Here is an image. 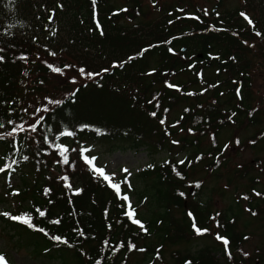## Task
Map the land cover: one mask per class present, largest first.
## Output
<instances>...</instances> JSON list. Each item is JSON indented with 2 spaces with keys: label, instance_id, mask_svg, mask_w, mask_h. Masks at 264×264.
Listing matches in <instances>:
<instances>
[{
  "label": "trees",
  "instance_id": "trees-1",
  "mask_svg": "<svg viewBox=\"0 0 264 264\" xmlns=\"http://www.w3.org/2000/svg\"><path fill=\"white\" fill-rule=\"evenodd\" d=\"M191 1L0 0V189L16 202L0 227L17 248L47 264H144L153 253L169 264L164 246L208 235L211 249L174 250L173 264H225L223 249H241L248 235L237 231L239 199L213 212L200 173L218 178L226 167L220 132L264 118L251 94L264 59V0L221 11L223 0L211 11ZM32 105L36 118L26 114ZM237 145L259 149L264 128ZM143 148L169 158L117 180L119 192L94 175V150ZM261 164L256 157L233 178ZM245 196L256 218V198ZM133 199L144 214L132 212ZM22 216L33 226L11 219ZM139 246L145 254L136 258Z\"/></svg>",
  "mask_w": 264,
  "mask_h": 264
},
{
  "label": "rangeland",
  "instance_id": "rangeland-1",
  "mask_svg": "<svg viewBox=\"0 0 264 264\" xmlns=\"http://www.w3.org/2000/svg\"><path fill=\"white\" fill-rule=\"evenodd\" d=\"M156 0H145V4L150 7V2ZM159 4L166 2H175L176 0H158ZM191 2L198 5L200 8L211 11L214 5V0H192ZM191 4V3H190ZM240 0H223L220 11L224 8L232 9L239 8ZM234 12V11H233ZM232 11L230 14H234ZM264 45V43H263ZM258 63L261 65H256L252 70V74L255 76L254 83L252 85V98L257 99L264 108V59L259 58ZM47 104H49L50 97H45ZM254 100L252 105H254ZM27 115L32 116L33 118L38 117L37 109L34 105L31 106ZM177 117V115L175 116ZM264 128V118L262 122L258 125H251L244 130L234 132L233 127H227L218 135L219 146L223 143H226L225 147L228 153V157L225 162L226 167L222 169L221 173L217 177H206L204 173H200V176L205 178V184L208 186L205 191L206 196H210L211 206L213 212L215 211H228L229 204H238L237 199L240 203L238 204L241 210V214L238 216V225L237 231L248 235V239L240 247L239 251L236 253H231V259H226L225 264H264V194L257 197L254 200L253 204H256L260 209L261 213L253 218L250 216L246 209L248 204L245 194H253V192L264 193V164L251 166L248 172V175L245 177H236L233 178V172H236L239 166H247L253 163L254 158L258 157L264 160V145L257 150H251L249 147H246L244 150L240 149L237 145V140L240 138L244 141L247 137L251 136L254 130H261ZM180 133V131L178 132ZM239 135V136H238ZM181 137V133L178 134L175 138L178 139ZM212 143V139L207 136L204 141V147ZM179 149L176 148L175 151ZM98 155L100 166L98 169H102L105 175L111 177V183H114L116 179L121 177H131L137 174L138 172L144 170L147 166L151 164H159L164 162L169 153L166 150L159 149L154 153H148L145 149H140L137 152L128 151L125 153H115L111 156L103 155L98 153L99 151L94 150ZM224 152V153H225ZM184 155L182 152L175 154L177 159H183ZM262 167V169H261ZM125 169L127 171H125ZM103 181H106L103 176L95 172ZM228 185V186H227ZM212 190L213 192L211 193ZM243 195L244 198L239 196ZM6 195L2 193L0 189V219L3 211L9 207L16 206L10 198H5ZM255 198V197H254ZM135 211L144 214L145 205L139 203L137 200H132ZM178 216V215H176ZM2 227H0L1 231ZM11 233L8 231V235ZM213 237H203L198 240H189L186 244H181L177 246H164L162 255L169 264H173L174 261L170 257V254L174 250H179L182 253H193L201 248L211 249V246L214 244ZM21 246V245H19ZM25 246V245H23ZM158 248V247H156ZM0 253L5 257L7 264H47V259L43 256L38 258H33L29 255L24 247L17 248L16 245L8 239L6 233L0 232ZM215 254V252H214ZM217 258L220 259V254H215ZM136 258H141L143 255L140 252L138 255H135ZM147 256L148 264L151 261V255ZM151 256V258H149ZM241 260V261H240ZM259 260V262H254ZM152 263L150 264H159V262L153 257Z\"/></svg>",
  "mask_w": 264,
  "mask_h": 264
},
{
  "label": "snow or ice",
  "instance_id": "snow-or-ice-1",
  "mask_svg": "<svg viewBox=\"0 0 264 264\" xmlns=\"http://www.w3.org/2000/svg\"><path fill=\"white\" fill-rule=\"evenodd\" d=\"M241 15L243 16L244 14L241 13ZM245 18L248 19L246 16H245ZM248 22H249L250 24L252 23V21H251L250 19L248 20ZM257 35H259V33H257ZM54 70H55V71H59V69H54ZM89 75H91V74H89ZM56 103H58V102H56ZM0 127H2V125H0ZM68 134L71 135V133H68ZM9 135H11V133H10ZM65 151H66V150H65ZM85 160H86L87 163L92 164V160H89L88 158H85ZM64 163H68V158H67V156H64ZM0 170H3V169H0ZM93 171H95V172H97L98 174H100L101 176H103V178H104L106 181H109V183L111 184V177H109L108 175H105L102 169H98V168L93 167ZM125 171H127V170L125 169ZM65 179H66V178H65ZM111 186H112L113 188H115V189L117 190V192H119V185H118V184H111ZM123 199L126 200L127 197L125 196V197H123ZM39 214H40L41 216L44 215V213H43L42 211H41ZM4 215H7V214H4ZM129 215L131 216L132 213H129ZM190 215H191V214H190ZM11 219L16 220V221H19V222H22V223H24V224H27L29 227H32V226H33L32 223H31V219H32V218H31L30 216L11 217ZM133 222H134V223H139V222L136 221V220H134ZM192 226H193V229L195 230V232H196L197 235H200V234H202L204 231H206V230H201L200 228H198V227L196 226L195 221H193V225H192ZM141 227H142V225H141ZM54 239H56V240H60V237H54ZM217 239H222V238L219 237V236H217ZM223 242H224V244H225V247L227 248L228 241H227V240H224ZM133 247H134V246H133ZM0 264H6V261H5V259H4L3 256H0Z\"/></svg>",
  "mask_w": 264,
  "mask_h": 264
}]
</instances>
